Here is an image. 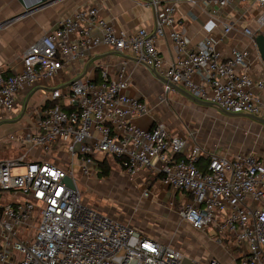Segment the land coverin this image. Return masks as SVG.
<instances>
[{
	"label": "built area",
	"instance_id": "obj_1",
	"mask_svg": "<svg viewBox=\"0 0 264 264\" xmlns=\"http://www.w3.org/2000/svg\"><path fill=\"white\" fill-rule=\"evenodd\" d=\"M145 1L154 10L152 30L117 33L95 6L83 7L31 44L19 70L6 75L0 69V124L15 118L18 103L19 119L28 120L0 143L2 149L21 150L19 156L0 160V198L9 197L5 203L0 200V264H183L185 255L176 247L150 239L83 201L71 167L78 160L79 173L91 179L111 159L131 180L142 169L154 168L167 187L190 194V202L179 211L182 222L197 231L213 227L220 245L236 253L238 264H264V156L218 155L197 143L193 134L192 145L188 137L170 134L161 121L149 129L135 125L133 118L147 115L150 108L127 94L124 70L111 78L104 66L99 81L74 80L49 89L45 103L27 112L26 100L34 91L51 88L67 65L103 45L219 109L264 118V81L244 71L249 50L235 48L224 59L210 37L190 49L176 29L177 4ZM213 2L227 6L232 0ZM253 2L260 11L257 23L264 28V0ZM231 28L226 26L225 32ZM243 32L254 35L248 28ZM164 37L178 49L170 64L157 46ZM171 89L166 84V91ZM38 151H56L66 158L55 162ZM202 159L208 161L204 170L199 167ZM19 168L23 172L16 174ZM142 194L148 197L149 191Z\"/></svg>",
	"mask_w": 264,
	"mask_h": 264
},
{
	"label": "crops",
	"instance_id": "obj_2",
	"mask_svg": "<svg viewBox=\"0 0 264 264\" xmlns=\"http://www.w3.org/2000/svg\"><path fill=\"white\" fill-rule=\"evenodd\" d=\"M167 1L177 4L176 29L186 39L190 49H195L199 42L208 37L216 43L217 51L224 59L230 58L235 48L247 49L250 59L244 71L264 81V63L254 42L257 35L264 34V28L257 23L260 11L253 0H232L227 6L215 4L214 0ZM88 6H95L100 18L111 24L117 33L128 34L140 28L152 30L154 27V10L145 0H0V69L6 75L19 70L23 53L31 44L56 30L62 19ZM226 26L232 27L229 32H225ZM245 28L254 35L244 34ZM94 35L99 34L95 31ZM157 46L165 63L170 64L177 58L178 49L169 37L159 39ZM85 55V58L67 65L50 83L51 88L68 86L74 80L97 82L100 80V66L107 68L111 78H116L124 70L129 80L127 94L144 101L150 108L147 115L133 118L135 125L149 129L156 121H161L166 124L170 134L188 137L190 145L194 144L190 136L193 134L197 143L218 155L247 153L238 144L232 147L234 133L225 125L226 121L220 120L217 113L220 112L219 108L199 105L173 88L167 92L166 83L152 70L138 64L133 57L116 54L106 46H97L85 52ZM51 88L43 89L48 92L44 93V98L38 104L30 105L29 97L28 113L45 103ZM262 96L264 99V93ZM19 106L18 103L13 120L0 124V143L27 125V119L24 122L19 119ZM7 126L11 128L7 129ZM20 153L18 147L14 150L0 148V160L14 158ZM251 153L264 156V151ZM110 162L115 167L112 166L109 177L117 173L119 179L122 176L128 179L117 160L111 159ZM134 180L138 187L132 185L126 194L130 202L139 206V214L132 220H123L112 214L109 216L150 239L176 247L192 264H210L212 260L221 264H238L236 253H231L228 246L220 245L213 227L205 232L197 231L182 222L179 211L190 202V194L167 187L154 168L142 169ZM117 186L121 185L118 183L113 187ZM145 189L149 191L148 197L142 194Z\"/></svg>",
	"mask_w": 264,
	"mask_h": 264
},
{
	"label": "rangeland",
	"instance_id": "obj_3",
	"mask_svg": "<svg viewBox=\"0 0 264 264\" xmlns=\"http://www.w3.org/2000/svg\"><path fill=\"white\" fill-rule=\"evenodd\" d=\"M45 92L48 91H45L43 89L36 90L31 95L30 105L38 104L39 102H41L44 98ZM217 113L220 117V120L223 122L226 121L225 125L233 130L234 135L232 136V138L234 139H231V145L233 148L235 147L234 145L238 144L239 146H241V149H246L247 153H251L254 151H264V126L257 122H252V120L246 117L230 118L224 116L220 112ZM26 119L27 116L25 119L22 118L21 120L24 122ZM6 128L10 129L11 127L7 126ZM38 153L43 155L46 159H50L51 161L55 162H58L59 159L64 160L66 158L64 154H59L56 151H38ZM111 164L115 167L113 162ZM71 169L75 173V179L78 183L83 201L86 202L90 207L99 210L103 214L116 215L123 220H132L139 214L137 213L139 206L130 202L126 194V191L130 190L132 188V185L137 184L135 180L130 181L129 178L127 179L124 176H122L123 178L121 177L119 179V175H117V173H114L111 177H107L106 179H100L99 177L84 179L83 176L79 173L78 160H76V164L71 167ZM22 172L23 168L15 170L16 174ZM118 183L121 186H117L114 188L113 186ZM137 187L138 186L136 185V188ZM0 200L1 202L5 203L7 202V200H9V197H1Z\"/></svg>",
	"mask_w": 264,
	"mask_h": 264
},
{
	"label": "water",
	"instance_id": "obj_4",
	"mask_svg": "<svg viewBox=\"0 0 264 264\" xmlns=\"http://www.w3.org/2000/svg\"><path fill=\"white\" fill-rule=\"evenodd\" d=\"M42 2H44V0H41ZM254 42L258 48V51L261 55V59L264 63V34H260V35H257L255 38H254ZM153 73L164 83L166 84H169L174 90L178 91L180 94H182L183 96H185L186 98L192 100L193 102L199 104V105H202V106H206V107H213V108H217V106L212 103V102H206V101H203V100H200L198 98H196L195 96L191 95L188 91H186L185 89L177 86V85H174L172 83H170L167 79H164L163 77H161L155 70H152ZM28 101H29V98L26 100V104H28ZM220 112L227 116V117H232V118H236V117H246L254 122H257L261 125H264V118L262 117H258V116H255V115H252V114H245V113H231V112H227L223 109H220ZM65 182L72 188V189H75V185L73 183V181L69 178H66L65 179ZM183 264H192V262L185 258L184 261H183Z\"/></svg>",
	"mask_w": 264,
	"mask_h": 264
},
{
	"label": "trees",
	"instance_id": "obj_5",
	"mask_svg": "<svg viewBox=\"0 0 264 264\" xmlns=\"http://www.w3.org/2000/svg\"><path fill=\"white\" fill-rule=\"evenodd\" d=\"M6 74V73H5ZM208 161L206 159H202L200 161L199 167L204 170L207 166ZM112 164L109 160H104L100 165V171L98 173L99 178H107L110 176L112 171Z\"/></svg>",
	"mask_w": 264,
	"mask_h": 264
}]
</instances>
